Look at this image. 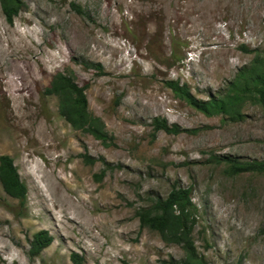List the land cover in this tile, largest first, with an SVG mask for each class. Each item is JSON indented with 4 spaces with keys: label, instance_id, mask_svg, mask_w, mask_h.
I'll list each match as a JSON object with an SVG mask.
<instances>
[{
    "label": "rangeland",
    "instance_id": "obj_1",
    "mask_svg": "<svg viewBox=\"0 0 264 264\" xmlns=\"http://www.w3.org/2000/svg\"><path fill=\"white\" fill-rule=\"evenodd\" d=\"M22 1L12 22L0 3V157L28 193L21 204L0 183V264L182 261L137 215L175 185L191 190L207 264H264V174L228 176L216 160L264 161L263 108L209 116L167 86L199 101L224 93L264 49V0ZM58 73L85 87L108 144L61 116L45 92ZM157 118L190 132L156 133ZM40 231L53 243L32 258Z\"/></svg>",
    "mask_w": 264,
    "mask_h": 264
},
{
    "label": "trees",
    "instance_id": "obj_2",
    "mask_svg": "<svg viewBox=\"0 0 264 264\" xmlns=\"http://www.w3.org/2000/svg\"><path fill=\"white\" fill-rule=\"evenodd\" d=\"M0 3L9 22L19 15L24 6L22 0H0ZM252 53L255 54L252 63L241 69L224 93L211 97L208 101L195 99L188 86L178 81H169L167 86L177 98L206 115L241 119V108L248 100L257 102L264 110V49L254 50ZM45 92L58 99L61 116L75 130L89 133L104 144L113 140L104 121L89 110L85 87L79 86L71 76L58 73ZM153 127L156 133L163 131L179 135L190 132L160 118L153 121ZM216 160L219 164H225V173L228 176L244 173L264 174V161L246 162L230 156H216ZM0 183L7 195L21 204L25 203L27 186L21 180L14 160L8 155L0 157ZM196 211L191 190L175 185L166 197L153 199L148 206L139 209L137 215L143 228L158 232L165 242L184 249V259L172 264H207L195 245ZM52 243L53 237L47 231L36 233L31 242L30 256L38 257ZM71 260L73 264H83L76 253L71 255Z\"/></svg>",
    "mask_w": 264,
    "mask_h": 264
}]
</instances>
